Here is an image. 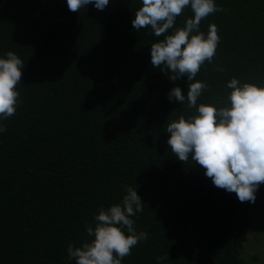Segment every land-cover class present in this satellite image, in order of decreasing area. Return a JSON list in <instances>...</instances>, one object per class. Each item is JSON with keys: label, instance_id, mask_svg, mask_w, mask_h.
Segmentation results:
<instances>
[{"label": "trees", "instance_id": "1", "mask_svg": "<svg viewBox=\"0 0 264 264\" xmlns=\"http://www.w3.org/2000/svg\"><path fill=\"white\" fill-rule=\"evenodd\" d=\"M215 3L224 11L200 31L215 24L220 42L195 79L208 85L198 105L221 107L233 77L264 86V0ZM140 7L0 0V58L12 51L25 64L16 114L0 120V264H75L68 245L94 239L86 225L122 202V185L141 197L131 218L148 235L122 264H264V184L255 203L240 202L167 144L168 121L195 109L169 100L173 87L187 96V76L152 66L151 44L164 36L133 29ZM192 16L185 8L174 27Z\"/></svg>", "mask_w": 264, "mask_h": 264}, {"label": "clouds", "instance_id": "2", "mask_svg": "<svg viewBox=\"0 0 264 264\" xmlns=\"http://www.w3.org/2000/svg\"><path fill=\"white\" fill-rule=\"evenodd\" d=\"M89 4L102 11L109 0H67L71 12H79ZM189 6L192 18H187L183 27H174L177 17ZM222 11L215 0H142L131 23L136 31L150 27L156 37L164 36L151 44L154 68L163 65L172 81L187 76V96L180 87H173L168 94L170 101L186 102L188 109H195V114L187 118L181 115L166 125L170 133L167 144L173 154L184 163L191 157L205 169V176L212 179L215 187L235 193L240 202L255 203V193L264 184V86L241 83L233 77L227 82L231 91L225 106L216 107L219 101L198 105L208 85L195 78L206 61L212 63L220 42L215 24L209 25L207 36L200 31V24L210 14ZM24 67L22 59L12 51L0 58V120L16 114L20 102L16 87ZM4 131L6 128L0 124V132ZM122 188L126 190L122 202L100 208L94 216L95 226L86 225L87 235L94 239L79 247L68 245L70 261L122 264L133 247L147 240V232H137L131 218L143 211L141 197L131 186Z\"/></svg>", "mask_w": 264, "mask_h": 264}]
</instances>
